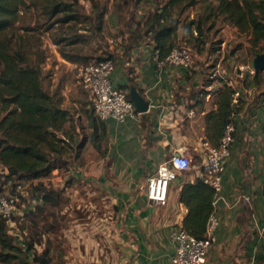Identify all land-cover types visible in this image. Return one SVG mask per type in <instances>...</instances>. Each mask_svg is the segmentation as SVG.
<instances>
[{"label":"crops","instance_id":"1","mask_svg":"<svg viewBox=\"0 0 264 264\" xmlns=\"http://www.w3.org/2000/svg\"><path fill=\"white\" fill-rule=\"evenodd\" d=\"M114 41L118 45L115 51L99 46L98 55L116 59L114 85H129L127 91L136 87L150 102V109L123 123L104 122L102 160L93 169L106 173L98 178L122 208L120 230L126 264H171L177 246L171 232L183 225L188 212L180 193L186 183L202 175L205 143L212 144L206 115L215 107L211 96L220 84L201 87L202 64L193 65V69L162 65L155 41L146 35L137 42ZM108 42L112 50V39ZM54 44L57 55L67 62ZM239 56L245 57L244 51L232 57L234 77L225 67L219 75L240 91L241 97L235 114L237 137L215 207L220 218L217 241L206 264H264V234L260 231L264 221V108L259 98L264 85L257 83L256 76L247 75L243 81L238 78L237 67L253 60L239 61ZM96 144L101 150L100 142ZM173 155L191 156L192 167L177 171L168 205L160 206L149 200L146 182Z\"/></svg>","mask_w":264,"mask_h":264},{"label":"rangeland","instance_id":"2","mask_svg":"<svg viewBox=\"0 0 264 264\" xmlns=\"http://www.w3.org/2000/svg\"><path fill=\"white\" fill-rule=\"evenodd\" d=\"M24 1L18 20L0 32V40L7 41L12 50L21 51L27 63L29 60L41 67L45 89L70 112V123L66 127L70 124L75 127V141L74 149L65 153L58 168L46 177L29 180L15 177L6 185L5 178H1L0 164V193L14 192L19 187L23 200L22 215L9 225L11 234L24 247H31L32 259L38 264H126L120 230L122 208L106 189L101 177L98 178V175L105 176L106 173L101 174L95 170L96 167L93 169V165L102 160L105 139L100 130L97 136L100 150L88 121V115L94 111L91 96L79 83L78 68L107 57L98 55L99 46L115 51L118 46L116 39H123V42L142 39L145 35L140 27L146 17L164 5L166 0ZM73 1L79 20L59 22L66 12L51 15L54 3ZM207 4L206 0H200L193 7L175 10L176 17L180 19L176 45L192 48L194 65L202 64L205 71L200 80L201 87L208 81L214 87L217 84L221 86L219 75L224 67L235 76L233 55L244 51L245 57L239 56L238 60H252L260 47L252 46L250 35L241 33L224 16L207 19L203 38L196 40L189 32V25L205 19ZM101 15L103 25L98 33L95 25ZM69 38L78 40L69 45L64 43L63 49L83 59L78 65L68 59H65L67 62L60 59L53 46L57 40ZM108 39H112V50ZM61 57L64 58L62 54ZM218 69V76H214ZM2 116L0 113V119Z\"/></svg>","mask_w":264,"mask_h":264},{"label":"trees","instance_id":"3","mask_svg":"<svg viewBox=\"0 0 264 264\" xmlns=\"http://www.w3.org/2000/svg\"><path fill=\"white\" fill-rule=\"evenodd\" d=\"M24 2L0 0V32L18 20ZM199 2L200 0H166L164 5L146 17L144 25L140 28L143 29L144 35H149L155 41V51L160 50L162 58L178 47L176 37L180 19L176 17L175 10L193 7ZM206 2L208 13L205 19L201 18L189 25V32L196 40L203 38L204 23L207 19L224 16L225 20L237 27L241 33L250 35L252 46L260 47L254 55L264 51V0ZM74 6V1L54 3L51 6V15L66 12L59 22L77 21L79 16L73 9ZM102 16L95 25V31L98 33L103 25ZM75 40L78 38L57 40L56 44L66 60L78 63L83 60L81 57L72 56L63 49L64 43L69 45ZM256 78L257 83L261 85L260 81L264 82V71H257ZM219 79L221 86L211 96L215 107L206 115L208 137L213 145H218L227 125L234 123L236 130L233 134V147L237 137L235 114L239 112L238 103L234 101L236 88L229 85L226 79ZM206 84L210 86L212 83L208 81ZM121 88L127 90L129 85ZM259 98L264 108V89ZM0 113L3 114L0 119V164L3 173L1 178H5L6 185L13 182L15 177L18 180H29L48 176L58 168L63 155L74 149L75 127L71 124L66 127V124L70 123V112L53 93L45 89L41 67L30 63L29 60L27 63L25 55L21 51L12 50L4 40H0ZM88 121L94 130L92 136L96 142L100 130L102 135L106 132L104 122L98 119L94 111L88 115ZM262 130L264 132V116ZM215 197V188L203 174L195 181L186 183L181 190L180 201L188 210L183 227L197 238L204 237L208 220L215 210ZM0 264H38L32 259L31 247L18 243L11 234L9 224L3 220H0Z\"/></svg>","mask_w":264,"mask_h":264},{"label":"built area","instance_id":"4","mask_svg":"<svg viewBox=\"0 0 264 264\" xmlns=\"http://www.w3.org/2000/svg\"><path fill=\"white\" fill-rule=\"evenodd\" d=\"M155 53L157 60L162 65L169 64L189 69L193 67L195 62L194 51L187 45L173 48L163 60L160 59V50L157 49ZM115 66L116 59L113 57L96 59L79 66L78 79L79 83L90 94L94 113L100 121L105 122L112 119L123 123L130 117H140L141 113L137 111L135 102L130 98V91L114 85L112 75ZM236 73L238 78L243 81L247 75L256 76L257 70L251 63L238 66ZM217 75L218 72L214 76ZM240 97L241 92L236 90L234 94L235 103H238ZM190 115L193 116L194 112H191ZM235 130V124L230 123L227 125L218 145H212L210 142L205 143L202 174L215 188V207L222 191L223 174L226 170V163L231 156ZM192 163L191 156L173 155L160 165L157 173L149 177L146 182L149 200L155 201L160 206L168 205L170 185L176 179L177 171L190 169ZM21 197L19 187L14 192L0 193V220L10 225L14 223L17 216L22 215L23 200ZM219 224L220 218L214 210L208 220L203 238L192 235L183 225L174 228L171 237L177 246L171 264H206L208 253L217 241L216 230ZM260 231L264 234V221L260 226Z\"/></svg>","mask_w":264,"mask_h":264},{"label":"water","instance_id":"5","mask_svg":"<svg viewBox=\"0 0 264 264\" xmlns=\"http://www.w3.org/2000/svg\"><path fill=\"white\" fill-rule=\"evenodd\" d=\"M253 66L257 71H264V51L257 54L253 59ZM131 97L135 102L136 109L141 114L146 113L150 109V102L140 93L136 87H132L130 91ZM264 196V187H263Z\"/></svg>","mask_w":264,"mask_h":264}]
</instances>
